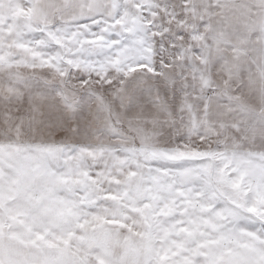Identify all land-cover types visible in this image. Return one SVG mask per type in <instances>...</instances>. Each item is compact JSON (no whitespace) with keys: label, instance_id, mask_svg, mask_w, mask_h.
I'll return each mask as SVG.
<instances>
[{"label":"snow or ice","instance_id":"snow-or-ice-1","mask_svg":"<svg viewBox=\"0 0 264 264\" xmlns=\"http://www.w3.org/2000/svg\"><path fill=\"white\" fill-rule=\"evenodd\" d=\"M223 7L214 46L195 0H0V264H264V117L193 86L264 72V6Z\"/></svg>","mask_w":264,"mask_h":264},{"label":"clouds","instance_id":"clouds-1","mask_svg":"<svg viewBox=\"0 0 264 264\" xmlns=\"http://www.w3.org/2000/svg\"><path fill=\"white\" fill-rule=\"evenodd\" d=\"M250 2L264 6V0ZM195 3L198 11L189 17L187 31H195L202 17L206 25L201 35H207L214 46L217 41H227L233 29L225 15L223 0H195ZM219 51L222 53L220 58L202 64V79L197 80L193 86L203 91L211 85L218 96H227V103L217 105L227 120L264 117V72H246L242 77L239 62L232 53L227 48H220ZM261 63H264V57H261Z\"/></svg>","mask_w":264,"mask_h":264}]
</instances>
